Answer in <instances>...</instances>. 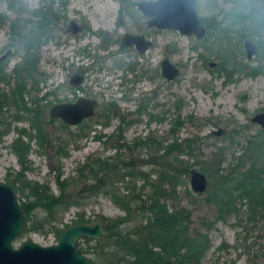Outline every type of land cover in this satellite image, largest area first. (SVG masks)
<instances>
[{"label": "rangeland", "instance_id": "obj_1", "mask_svg": "<svg viewBox=\"0 0 264 264\" xmlns=\"http://www.w3.org/2000/svg\"><path fill=\"white\" fill-rule=\"evenodd\" d=\"M136 1L51 2L55 19L48 26V38L35 50L36 69L41 74L33 86L26 81L27 91L23 93L26 105H30V98L39 103V119L46 141L42 145L36 141L30 113L20 111V118L13 119L10 115L14 107L9 102L3 103L0 107V129L6 123L8 127L0 135V180L8 183L15 172L22 170V180L46 184L52 193H58L55 181L58 169L60 178L67 179L63 198L65 204L55 207L51 218L46 210L35 208L24 220L23 227L26 225L28 228L23 230L22 227L12 244L16 246L25 240L53 243L56 230L76 223L77 213L86 223L99 220L100 214L110 218L123 215V210L107 193L100 188H88L91 180L77 178V167L88 158L108 156L109 163L115 166L113 171L110 168L105 172L108 176L105 182L114 194H124L127 190L125 186L132 183L137 188L144 179L147 183L155 182L165 164L164 170L168 174L159 178V184L166 189L172 188L164 196L166 205L188 209L190 227L205 231L208 237L209 245L197 264H264V207H257L253 213L246 198L236 196L232 209L223 218L217 217L215 205L204 199L213 189V176L216 174L209 176L207 170L210 172L211 169L202 170L197 162L211 160L214 153L220 152L217 172L224 174L230 170L235 156L241 153L243 144L248 139L257 140L263 134L260 126L250 121L249 117L264 109V72L252 76L241 71L233 72L231 78L225 80L223 74L217 73L214 68L220 59L218 53H221L217 49L222 50L225 46L230 48L235 61L245 64L246 69L248 65H254L258 58L264 63V51L260 49L246 60L241 52L240 37L234 30L227 33L226 38L206 35L196 42L192 34L169 28H146L131 17L133 11L138 20ZM7 2L0 0V54L9 49L0 63L3 68L0 90L6 94L12 86V67L21 61L23 53L11 39L9 22L14 17L20 21L24 18L33 21V9L44 6L48 1L13 0L12 9L8 8ZM251 4L264 10V0H197L196 11L208 22V16L219 17L223 9ZM69 19L83 24L84 29L74 33L67 28ZM120 19H123L122 23ZM31 24L26 22L24 29ZM92 30L95 33H90ZM136 31L151 40L145 52L135 53L132 47L126 46L118 49L117 39L125 32ZM260 39L264 40V34ZM194 45H198L196 49ZM80 47L82 52L77 51ZM106 49L111 50L113 56H101ZM163 56H167L179 69L170 80L159 75L158 62ZM117 60L122 64L117 70L121 68L123 73L136 71L139 76L136 84L131 85L128 80L115 85L117 79L112 76L111 69ZM130 61L133 65L127 69ZM208 61H214L215 65H209ZM78 72L83 74L82 81L75 86L68 84V75ZM79 95L96 100L91 116L65 127L61 126L59 119L49 117L48 109L52 104L72 101ZM103 111L108 115L106 124H102L105 119L101 115ZM176 120L181 121L178 127L173 126ZM119 128L121 135L118 138ZM20 129L25 131L20 134L21 139L28 144L25 153L27 166L24 169H21L12 150L13 139ZM171 141L178 144L188 142L190 149L188 152L187 149L181 152L174 150L167 154L165 146ZM56 146L65 154H55ZM119 159L126 163L129 161L131 165L128 162L123 167ZM181 167L187 168L186 174L180 171ZM191 167L201 170L207 178L206 189L202 192H193L189 187L188 170ZM138 169L143 171L141 175L118 177L124 171ZM11 187L19 205L29 198L26 195L28 190L19 187V181ZM144 187V191H148L151 186L145 184ZM141 198L144 199V195ZM45 214L47 217L41 225L29 226L31 220L37 223ZM130 217L119 225L122 230L140 222L138 212H132ZM106 238L107 234L100 240ZM94 244L91 238L84 240L79 237L77 241L78 248H83L88 259L92 260L91 264H103L100 254L94 252L99 246ZM93 245L97 246L91 248ZM108 246L105 244L104 248H110Z\"/></svg>", "mask_w": 264, "mask_h": 264}, {"label": "trees", "instance_id": "obj_2", "mask_svg": "<svg viewBox=\"0 0 264 264\" xmlns=\"http://www.w3.org/2000/svg\"><path fill=\"white\" fill-rule=\"evenodd\" d=\"M47 1L48 3L44 6L40 5L33 9L32 14L37 16L35 20L31 21V19L24 18L20 21L18 17L10 20L9 34L14 44L18 45L23 53L21 61L12 67L13 82L10 91L6 94L0 90V107L3 103L10 101L14 107V111L11 114L13 119L20 118V111L30 113L31 126L35 130L34 135L40 145L46 141V134L39 119L40 106L37 100L31 101L30 105H26L23 93L25 92L26 78L35 80L34 74L36 73L37 76L41 74L36 69L37 57L35 50L41 42L48 38V23L55 18L54 13L48 9L53 0ZM61 1L63 3L65 0ZM7 6L12 9L14 7L13 0H8ZM28 21L32 24L29 28L24 29ZM217 23V21L214 22L213 27L215 30L212 28L211 31L216 38L220 36L223 29ZM252 23L255 22L252 20ZM217 32L219 33L216 34ZM218 56L220 61L216 70L221 72L223 61L222 56L220 54ZM258 69L261 73L264 72V65L260 64ZM1 75H3V68L0 65ZM35 82H37V79ZM101 115L105 117L102 124H106L108 115L104 111ZM173 124L174 127H178L181 121H173ZM61 126L65 127L66 125L62 123ZM7 127L6 123L0 129V135L7 130ZM120 131L119 128L118 138L121 135ZM23 132H25L24 129H20L12 142V150L21 164V169L27 166L25 153L28 148V144L20 137ZM97 137L99 138L100 136ZM117 145H121V143ZM185 149H187V152L190 149L188 142L178 144L175 141H171L165 146L164 152L168 154L174 150L181 152ZM54 153L62 155L65 154V151L56 146ZM114 157L117 158V155ZM108 160V156L104 158L92 156L76 169L77 178L92 181L88 184L89 189L100 188L124 212L123 215H118L114 218L98 215V219L102 222L106 231V239H109V241L106 239H94L95 244L99 246L98 249H94V252L100 254V257L104 260L103 264H197L209 245L208 237L205 231L190 227V212L188 209L183 207L169 208L166 205L164 196L168 195L172 188L166 189L159 184V178L168 174V171L164 170L165 164L163 165V171H160L159 178L155 182L147 183L146 179H144L143 183L137 188L132 183L129 186H125L127 190L124 194H114L112 190L107 188V182H105V178H108L105 172L110 168L113 171L115 166L111 165ZM119 160H121L120 164L123 167L129 162L127 161L126 163L123 159ZM220 160V152L214 153L211 160H197L201 164L200 168L202 170L211 169L210 172L207 170L209 176H212L213 173L216 174V176H213L215 181L213 189L204 196V199L215 205L217 217L223 218L232 209L233 200L236 196L239 198L245 197L253 213L256 212L257 207L262 209L264 207V134L257 140L248 139L243 144L241 153L235 156V161L230 165V170L224 174L217 172ZM128 165L130 166L131 163L129 162ZM180 171L186 174L187 168L181 167ZM131 172L124 171L118 177L122 179L123 175L126 174L141 175L143 171L138 169ZM21 175L22 170L15 172V175L8 183L13 184L15 181H19V187L28 190L26 195L29 198L20 202L25 220L37 207L46 210L50 216L49 218H51L52 210L60 204H65L63 198L66 195L67 179L60 178L58 169L55 174L58 193H52L46 184L26 179L22 180ZM145 184L151 186L148 191H144ZM142 195H144V199L141 198ZM132 212L140 214V222L131 228L122 230L119 225L128 221ZM47 214L37 220V223H35V220H31L29 226L33 228L41 225ZM84 221L83 217L77 213L74 222ZM26 228L28 227L25 225L23 230ZM61 229L63 228L57 229L56 233ZM82 239L89 240L90 238L82 236ZM105 244H108L110 248H104ZM94 245L91 248L97 246ZM79 249L85 252L80 246ZM89 261L92 263L91 259Z\"/></svg>", "mask_w": 264, "mask_h": 264}, {"label": "water", "instance_id": "obj_3", "mask_svg": "<svg viewBox=\"0 0 264 264\" xmlns=\"http://www.w3.org/2000/svg\"><path fill=\"white\" fill-rule=\"evenodd\" d=\"M137 9L149 16L148 26L164 27L177 30L183 34L192 33L199 37L203 27L195 11L194 0H137ZM73 23V22H72ZM134 43L142 52L151 40L140 34L125 33L120 38V45ZM246 56L254 51L255 43L249 39L243 41ZM9 53V49L0 55V59ZM161 74L170 79L178 73V68L164 56L159 61ZM79 76L70 82L75 84ZM95 99L78 96L74 101H61L52 104L48 109L51 118H59L63 123L75 125L94 112ZM251 120L259 123L264 131V109L251 116ZM188 183L193 192H202L207 185L205 174L191 167L188 170ZM24 214L11 185L0 180V264H91L87 255L82 252L77 241L85 236L101 239L106 235L100 220L93 222H77L61 229L53 243L41 244L33 240H25L13 245V239L20 233L24 224Z\"/></svg>", "mask_w": 264, "mask_h": 264}, {"label": "flooded vegetation", "instance_id": "obj_4", "mask_svg": "<svg viewBox=\"0 0 264 264\" xmlns=\"http://www.w3.org/2000/svg\"><path fill=\"white\" fill-rule=\"evenodd\" d=\"M194 3H195V11H196V7H197V0H194ZM37 8V7H36ZM48 9L49 10H51V7L49 6L48 7ZM52 11V10H51ZM53 12V11H52ZM54 13V12H53ZM135 13V12H134ZM196 14H197V11H196ZM34 16V20L37 18V16H36V14H33ZM136 15L138 16V20H136V18H135V16L133 15V11H131V17L133 18V20L135 21V22H138V24H141V26H145L146 28H152V27H154V28H164V27H156V26H148L147 25V23H146V21H147V19L149 18V16H146V15H144L143 13H141V11L139 10V9H137V13H136ZM197 16H198V18H199V22H200V24H201V26L203 27V34L201 35V36H199V37H196V36H194L192 33H190V34H192L193 35V37H194V40L196 41V42H199V41H201L204 37H206V35H211V31H212V28H213V30H215L214 29V27H213V24H214V22L215 21H217L218 23V26L219 27H222L223 29H222V32L220 33V35H222L223 37H225L226 38V36H227V33H229L230 31H232V30H234V31H236L237 33H238V35H239V37H240V41H241V52H242V54L244 55V57H245V59L246 60H249L255 53H257L260 49L261 50H263L264 51V40H262V39H260V36L262 35V34H264V10H262L261 8H260V6L259 5H249V6H246V7H242V8H236V7H233V8H227V9H223V10H221V14H220V16L219 17H217L216 15H211V17L210 16H208V22H207V18L205 19L204 17H202V16H199L198 14H197ZM55 19V18H54ZM53 19V20H54ZM53 20L50 22V23H48V24H51L52 22H53ZM252 20L255 22V23H252ZM32 21V20H31ZM73 22V23H72ZM123 22V19H120V23H122ZM252 25V26H251ZM84 26H83V24H81V23H79V22H77V21H74V20H71V19H69L68 20V23H67V28H69V29H71L74 33L76 32V31H82V29H84L83 28ZM94 30H92V32H90V33H95V32H93ZM106 33H108V31L106 32ZM125 33H132V34H140V35H143L142 33H138V31H136V32H125ZM125 33H123V34H125ZM219 32H217L216 34H218ZM122 34V35H123ZM121 35V36H122ZM214 35V33H212V36ZM48 36H49V34H48ZM121 36L117 39V43H118V49H122V47H132L133 49H134V52L135 53H144L145 52V50L151 45H149L146 49H144L142 52H139L138 50H137V48H136V46H135V44L134 43H129V44H125V45H120V38H121ZM143 37H145V38H147V39H149L148 37H146V36H144L143 35ZM223 39V38H222ZM245 39H249V40H251V41H253L254 43H255V48H254V51L251 53V55L249 56V57H247L246 56V49H245V47H244V45H243V41L245 40ZM225 44V42H223V46H225L224 45ZM94 45V44H93ZM197 46L198 45H194L193 46V48L194 49H196L197 48ZM221 46H222V44H221ZM220 46V47H221ZM81 48V47H80ZM79 48V50H77L78 52H82V49L83 48H81L80 49ZM217 51L219 52H221V53H218V54H220L221 56H222V67H223V69H222V71L221 72H218L217 70H216V68L218 67V64H219V61H220V59H219V61H218V63H216V65H215V62L214 61H208V64L209 65H211V66H213V65H215V68H214V70L217 72V73H222L223 74V76H224V78H225V80H229L230 78H231V75H232V73L233 72H239V71H241V72H244L246 75H249V76H252V75H255V74H257V73H261L260 72V70L258 69L259 68V65L260 64H263L264 65V63H262L261 62V59L260 58H258V60H257V62L254 64V65H248L249 67L246 69L245 67H246V65L245 64H242L241 62H238V61H235V59L233 58V55H232V53H231V50H230V48L228 47V48H226V46L225 47H223L222 48V50L220 49H217ZM4 53V52H3ZM3 53H1V54H3ZM0 54V55H1ZM8 55V53L4 56V57H2L1 59H0V63H1V61H3V59L6 57ZM198 55H202V53H198ZM101 56H106V57H108V56H113V52L111 51V50H107L106 49V53L105 54H103V55H101ZM164 57V56H163ZM162 58V57H161ZM220 58V57H219ZM160 61V60H159ZM172 62V61H171ZM173 63V62H172ZM115 65H112V69H111V67H110V69L112 70V76L114 75V77H115V79H117L119 82H117V80H115L114 82H115V85H118L119 83H120V85L121 84H123V82H127L128 80L131 82L130 84L131 85H133V84H136L137 83V81H139V76L137 75V73H136V71H127V72H125V73H123V71L121 70V68H119L120 70H117L118 69V67H121L120 65H122V64H120V62L117 60V61H115V63H114ZM175 66H176V64L175 63H173ZM1 65V64H0ZM132 65H133V62L132 61H130V64L129 65H127L128 67H127V69H130L131 67H132ZM158 66H159V62H158ZM177 67V66H176ZM178 68V67H177ZM110 70V71H111ZM178 72H179V69H178ZM178 74V73H177ZM176 74V75H177ZM76 75L77 76H79L80 78H79V80H78V82H76L75 84H72V85H77V84H79L81 81H82V79H83V74H82V72L80 73V72H78V73H72V74H69L68 75V84H70L71 85V81L76 77ZM126 75L128 76V77H126ZM159 75H161L165 80H170V79H172V78H170V79H166L162 74H161V72H160V68H159ZM175 75V76H176ZM2 76V75H1ZM34 78H35V80L34 79H31V78H26V81H27V83L29 82V85H31V86H33V85H35L36 84V79H37V75H36V73L34 74ZM13 82V81H12ZM25 84H26V82H25ZM138 85H139V83H138ZM27 90L25 89V92H26ZM46 94H48V92H46ZM123 93H121V96H123L122 95ZM80 96V95H79ZM78 97V96H77ZM76 97V98H77ZM75 98V99H76ZM74 99V100H75ZM94 99V98H93ZM74 100H72V101H74ZM31 101H36V99H34V98H30V102ZM65 101H69V102H72L71 100H65ZM61 102V101H60ZM6 103V102H5ZM9 103H11L10 101H9ZM95 103H96V100H95ZM11 105H12V103H11ZM13 106V105H12ZM95 106V105H94ZM139 106V105H138ZM138 106L136 107V108H138ZM94 108V107H93ZM259 112V111H258ZM256 113V112H255ZM255 113H253V114H255ZM252 114V115H253ZM251 115V116H252ZM11 116V115H10ZM251 116L249 117V120L250 121H252V122H255V123H257L256 121H253V120H251ZM87 117H89V116H87ZM87 117H85V118H87ZM55 118V117H54ZM85 118H83V119H85ZM157 118H161V117H157ZM57 119H59V118H57ZM82 119V120H83ZM60 120V119H59ZM81 120V121H82ZM61 121V120H60ZM80 121V122H81ZM79 122V123H80ZM61 123H63L62 121H61ZM64 125H68V124H65V123H63ZM258 125H259V123H257ZM260 126V125H259ZM260 129H261V131L263 132V134H264V131L262 130V128L260 127ZM220 132V129L218 130V133Z\"/></svg>", "mask_w": 264, "mask_h": 264}, {"label": "bare ground", "instance_id": "obj_5", "mask_svg": "<svg viewBox=\"0 0 264 264\" xmlns=\"http://www.w3.org/2000/svg\"><path fill=\"white\" fill-rule=\"evenodd\" d=\"M103 12V11H102ZM106 23V22H105ZM106 26H108V25H106ZM207 107V106H206Z\"/></svg>", "mask_w": 264, "mask_h": 264}]
</instances>
